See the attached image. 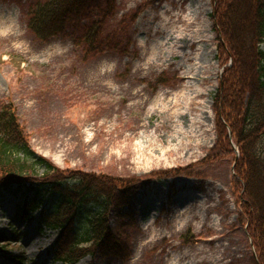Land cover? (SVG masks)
Here are the masks:
<instances>
[{
  "label": "rangeland",
  "instance_id": "374dc122",
  "mask_svg": "<svg viewBox=\"0 0 264 264\" xmlns=\"http://www.w3.org/2000/svg\"><path fill=\"white\" fill-rule=\"evenodd\" d=\"M117 6L130 47L84 59L69 33L40 41L29 32L27 0H0V112L13 108L31 149L58 169L134 181L126 204L108 212L128 258L95 251L75 264H253L232 169L238 148L228 131L224 152L215 129L229 62H217L212 0ZM194 6L188 29L203 25L207 37L190 49L179 42L171 56L167 33ZM195 62L211 68L188 73ZM22 198L0 196V264H67L51 256L58 231L39 226L38 211L16 216Z\"/></svg>",
  "mask_w": 264,
  "mask_h": 264
},
{
  "label": "trees",
  "instance_id": "16d2710c",
  "mask_svg": "<svg viewBox=\"0 0 264 264\" xmlns=\"http://www.w3.org/2000/svg\"><path fill=\"white\" fill-rule=\"evenodd\" d=\"M27 2V27L40 41L69 33L84 59L105 52L122 55L130 47V25L123 17L116 19L117 0ZM212 4L217 62H229L214 94L215 129L224 152L229 150L228 131L237 145L232 169L254 250L251 261L264 264V0H212ZM38 169L43 172L37 173ZM132 183L58 169L31 149L13 108L0 112V196L23 197L16 210L20 220L28 221L38 211L39 226L58 231L51 251L55 260L75 264L95 251L127 259L128 238L112 231L108 212L126 204ZM4 238L0 231V240Z\"/></svg>",
  "mask_w": 264,
  "mask_h": 264
},
{
  "label": "bare ground",
  "instance_id": "6f19581e",
  "mask_svg": "<svg viewBox=\"0 0 264 264\" xmlns=\"http://www.w3.org/2000/svg\"><path fill=\"white\" fill-rule=\"evenodd\" d=\"M196 2V1H195ZM199 6H194L192 10L189 11V14L185 15L182 17V19L179 17V15H176V21L177 22H181L182 26H184L183 28H177L176 30L173 31H168L167 36L169 37L168 40H172L171 43V49L169 50V54L172 56L174 55V50L173 48L179 43L182 42L183 40H185L187 42L186 45H188V48L190 49V47H192L194 45V43L196 42V40L202 41L205 37H207L206 34H204V32L206 31V28L201 25L198 28H194V29H188L190 28L196 20V15L199 14L198 11ZM164 25H161V27H163ZM187 31V32H186ZM206 39V38H205ZM210 63H207L206 65L202 66L201 64H198V62H195L194 64L191 65V67L189 69H187V72H193L196 70V72L199 73H207L210 65H208ZM189 70V71H188ZM189 184H191L189 182ZM190 187V185H188ZM161 190H165V189H161Z\"/></svg>",
  "mask_w": 264,
  "mask_h": 264
}]
</instances>
